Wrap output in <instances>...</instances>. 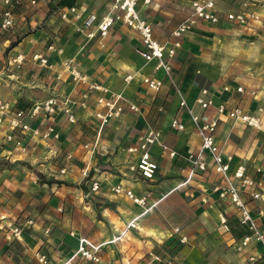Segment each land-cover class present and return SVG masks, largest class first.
<instances>
[{
  "label": "crops",
  "instance_id": "1",
  "mask_svg": "<svg viewBox=\"0 0 264 264\" xmlns=\"http://www.w3.org/2000/svg\"><path fill=\"white\" fill-rule=\"evenodd\" d=\"M245 1L218 0V14L238 11ZM55 2L15 0L16 23L0 34V100L16 108L54 96L78 99L85 87L74 84L64 69L65 63L74 61L89 79L108 90L106 96L120 93L128 103L99 136L91 100L89 109L74 108L75 123L59 111L41 113L21 135L22 147L5 139L10 129L0 123V264H38L36 253L62 264L81 238L105 242L101 260L77 258L69 264H148L150 254L162 259L151 264H167V260L171 264H248L250 255L256 256L254 264H264L263 245L252 243L235 251L236 240L247 229L238 223L237 208L212 190L219 181L217 173L209 167L182 184L189 169L184 156L199 150L201 138L179 106L184 98L201 114L195 99L206 87L215 104L238 105L251 114L263 109L260 128L220 116L214 141L224 155L232 156L231 169L243 164L255 179L260 196L253 199L244 194L243 198L264 237V25L259 20L247 25L196 24L182 36L171 78L153 91L141 78L163 74L154 70L153 62L144 61L135 31L115 23L104 37L86 36L97 31L111 0H75L71 6L76 10L65 19L60 13L69 7L54 8ZM252 10L259 16L264 4L250 5L245 12ZM189 11L190 0H151L141 7L159 42L172 39L171 32ZM89 18L91 24L85 25ZM18 55L21 62L15 61ZM35 55L47 63H40ZM128 74L133 78L126 82ZM227 85L229 91H224ZM239 85L242 93L236 92ZM208 114L215 117V109ZM174 117L185 124L183 130L170 127ZM49 125H54L57 138L53 134L41 138ZM151 128L160 130L161 141L179 155L170 159L158 144L153 145L150 152L158 164L155 178L136 179L127 169L126 148ZM204 158L210 160L207 155ZM94 180L100 183L96 192L90 190ZM118 183L136 194L147 192L148 204L155 205L144 212L128 198L113 194L110 187ZM133 219L136 227L128 226ZM224 222L228 231L221 228ZM15 227L20 229L17 235ZM175 227L186 236L185 243H179ZM114 237L118 239L112 241Z\"/></svg>",
  "mask_w": 264,
  "mask_h": 264
},
{
  "label": "built area",
  "instance_id": "2",
  "mask_svg": "<svg viewBox=\"0 0 264 264\" xmlns=\"http://www.w3.org/2000/svg\"><path fill=\"white\" fill-rule=\"evenodd\" d=\"M151 0H111V6L106 15L102 18L97 26V31H91L86 34L88 39H92L99 34L104 37L109 29L115 23H121L135 31L140 38L141 46L138 49L146 63H154V70L161 71L163 77L143 76L142 82L146 84L147 88L153 91H158L163 86L165 78H171L172 74V60L175 57L177 50L181 46L182 36L192 27L200 22L209 24H218L221 21H226L233 25H247L253 20H259L264 25V13L259 15L252 11L245 12V9L250 5L256 7L258 4H264V0H248L241 3V8L235 12H227L223 17L218 14L217 2L218 0H190V11L184 19L173 29L169 39L165 42H159L153 35V27L150 21L141 15L142 5H147ZM15 0H0L3 9L0 10V34L10 29L16 23V17L12 10ZM34 3V2H33ZM75 6L65 8L60 13V16L67 18L68 12H74ZM78 17V15H76ZM92 19H87L85 25L91 24ZM102 45V44H101ZM51 48V46L49 47ZM35 59H39L40 63L46 64L47 59L35 55ZM22 56L18 55L15 61L21 62ZM64 69L69 73L71 81L77 86L85 87L79 94L78 99H72L68 95L50 97L45 101H36L29 106H21L14 108L8 102L0 100V123H7L10 132L6 134L7 141H13L17 147H22L23 135L31 129L30 122L35 121L41 113L48 115L61 112L69 123H75L76 117L74 108L89 109L93 101V113L97 118V136L104 125H106L111 118L119 117L124 110V103L128 101L120 93H111L106 96L108 90L100 83L92 81L89 77L82 73L78 64L74 61H68L64 65ZM62 73L56 74V79H61ZM133 78V75H126L125 81L128 82ZM175 91L178 93V88L172 83ZM224 91H229V86H224ZM236 92L242 93L243 87L239 85L236 87ZM196 103L202 109L201 114H196L184 98L179 101V106L186 110L189 119L194 125L198 135L201 138L200 148L197 152H190L185 155V159L189 163L188 174L185 184L198 172H205L210 167L219 176V181L214 184L212 190L216 192L220 199H228L238 211V223L247 229V232L241 235L235 242V251L239 252L248 245L255 243L263 245L264 237L255 219L243 198L244 194H248L251 198L256 199L260 196V192L256 190V181L247 173L246 166L239 164L234 169H231L232 156L224 155L220 148L215 144L214 134L218 124V119L222 115L234 121H240L247 127L260 128V115L263 109L259 107L256 114L244 111L241 106H228L227 103L215 104L213 101V94L209 88H202L195 99ZM130 108L137 110V107L130 104ZM215 109L216 116L210 117L209 109ZM170 127L177 130H183L185 124L178 118L174 117L170 122ZM37 134L38 130L35 129ZM57 138L58 134L54 133V125H49L46 131L41 132V138L47 139L51 136ZM161 131L158 129H148L145 133L139 135L134 144L126 148L128 155L127 169L133 174L134 178H142L144 180H153L155 178L158 164L152 158L150 149L153 145L158 144L163 153L170 159L177 157L178 152L161 141ZM97 138V137H96ZM95 140V143H97ZM24 149V147H23ZM209 156L207 161L204 156ZM259 170V169H258ZM99 181L94 180L90 185V190L96 192L99 189ZM115 195H121L128 198L134 204L147 209L152 208L155 203L148 204V193L136 194L131 189L124 187L123 184L118 183L110 187ZM133 219L128 223V226L136 227ZM225 231L229 230L226 222L221 225ZM20 232L18 227L13 229V234L17 235ZM179 243L187 241L186 236L180 234V229L175 227L173 230ZM114 237L112 241L117 240ZM105 242H93L86 238L79 239L76 251L62 264H69L72 260L81 258L84 261L98 263L101 260L100 253ZM150 261L161 262L159 255L150 254ZM35 259L38 264H58L49 259L45 254L36 253ZM256 261L255 255H250L248 264H254ZM167 264H171V260H167Z\"/></svg>",
  "mask_w": 264,
  "mask_h": 264
},
{
  "label": "trees",
  "instance_id": "3",
  "mask_svg": "<svg viewBox=\"0 0 264 264\" xmlns=\"http://www.w3.org/2000/svg\"><path fill=\"white\" fill-rule=\"evenodd\" d=\"M55 7L54 8H57V7H70L75 0H55ZM51 8H52V5H51Z\"/></svg>",
  "mask_w": 264,
  "mask_h": 264
}]
</instances>
